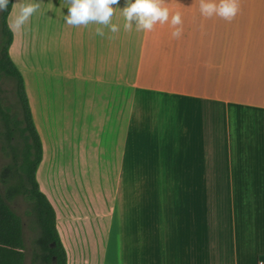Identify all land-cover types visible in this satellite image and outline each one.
I'll list each match as a JSON object with an SVG mask.
<instances>
[{
    "label": "crops",
    "instance_id": "1",
    "mask_svg": "<svg viewBox=\"0 0 264 264\" xmlns=\"http://www.w3.org/2000/svg\"><path fill=\"white\" fill-rule=\"evenodd\" d=\"M165 3L183 19L179 39L169 24L125 31V0L113 18L120 31L105 29L104 37L96 25H67V0H42V29L68 39L75 71L42 75L41 133L72 122L96 126L106 143L105 169L113 166L114 177L105 209L93 213L104 221L100 264H257L264 261V80L226 85V30L238 26L239 11L229 22L201 16L199 0ZM61 75L77 83L66 86ZM42 174L36 170V180L55 211L67 264H89L70 260L66 249L89 217H64L58 180L53 193Z\"/></svg>",
    "mask_w": 264,
    "mask_h": 264
},
{
    "label": "rangeland",
    "instance_id": "2",
    "mask_svg": "<svg viewBox=\"0 0 264 264\" xmlns=\"http://www.w3.org/2000/svg\"><path fill=\"white\" fill-rule=\"evenodd\" d=\"M28 2L31 0H13L12 10L7 17V25L12 33L8 53L21 72L26 96L35 109L33 122L43 140L46 160L42 167L38 166L37 175L40 178L43 172V185L53 193L57 191L58 180L63 195L64 217H89L81 222L82 231L77 226L76 239L70 238L66 244L69 259L75 256L89 264H100L103 261L104 221L94 218L93 213H102L105 209L114 177L113 166L105 169L106 143L98 137V132L94 130L96 126H77L71 122L47 126L44 128L46 133H41L40 117L37 116L41 106L42 75L46 76L49 71L73 75V46L68 39L58 37L57 30L42 29L41 6L22 31L14 29L12 23L19 4ZM238 18V26L232 28L231 24V28L226 30V85L231 86L233 82L236 85L237 82H247L253 78L255 86H258L260 80H264V0H239ZM57 79L70 87L74 81L77 83V80L64 79L62 75ZM0 86L6 103L17 110L13 82L2 79ZM66 96L72 103V94ZM7 162L8 158L0 148V167ZM12 207L23 221L25 264H29V249L34 234L26 223L25 200L16 198Z\"/></svg>",
    "mask_w": 264,
    "mask_h": 264
},
{
    "label": "trees",
    "instance_id": "3",
    "mask_svg": "<svg viewBox=\"0 0 264 264\" xmlns=\"http://www.w3.org/2000/svg\"><path fill=\"white\" fill-rule=\"evenodd\" d=\"M0 13V82H13L17 110L8 105L0 86V143L8 162L0 167V264H25L26 243L21 216L12 202L22 197L28 228L34 236L29 249V264H67L66 251L55 224V211L40 191L36 170L42 158V144L32 119L21 72L8 49L12 33L7 25L11 10Z\"/></svg>",
    "mask_w": 264,
    "mask_h": 264
},
{
    "label": "clouds",
    "instance_id": "4",
    "mask_svg": "<svg viewBox=\"0 0 264 264\" xmlns=\"http://www.w3.org/2000/svg\"><path fill=\"white\" fill-rule=\"evenodd\" d=\"M120 0H67L68 13L64 16L67 25L75 28L96 25L95 34L100 37L108 32L116 34L120 26L113 23V18L119 9ZM42 0H31L20 3L12 27L22 31L31 18L40 10ZM126 6L121 10L124 19L123 29L131 32H151L157 24H169L173 31V39H179L183 34V19L179 12L170 14L165 0H125ZM9 0H0V13L8 10ZM201 16L210 19L218 16L226 21H232L239 11L238 0H199Z\"/></svg>",
    "mask_w": 264,
    "mask_h": 264
},
{
    "label": "built area",
    "instance_id": "5",
    "mask_svg": "<svg viewBox=\"0 0 264 264\" xmlns=\"http://www.w3.org/2000/svg\"><path fill=\"white\" fill-rule=\"evenodd\" d=\"M257 264H264V261H263V260H261V259H258V262H257Z\"/></svg>",
    "mask_w": 264,
    "mask_h": 264
}]
</instances>
